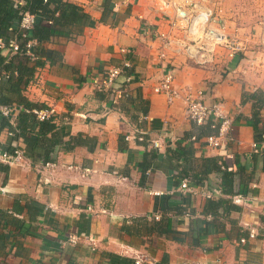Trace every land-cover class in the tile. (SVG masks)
<instances>
[{
    "label": "crops",
    "instance_id": "1",
    "mask_svg": "<svg viewBox=\"0 0 264 264\" xmlns=\"http://www.w3.org/2000/svg\"><path fill=\"white\" fill-rule=\"evenodd\" d=\"M18 1L0 0V19ZM68 1L85 15L42 43L52 60L28 81L4 82L0 90L3 104L24 97L34 108H53L52 129L40 136L19 129L12 140L28 156L0 161V264H264V49L256 43L264 0H251L258 13L248 26L237 21L233 5L249 0H224L228 30L237 27L251 39L231 60L244 70L241 79L172 50L161 61L154 31L166 24L151 0ZM17 24L13 18L8 27ZM124 60L130 66L114 85H126L128 95L113 104L92 79ZM170 63L174 86L203 90L207 103L222 102L232 117L220 146L205 144L216 129L190 121L182 97L168 102L153 91ZM140 113L150 120L140 121ZM135 128L145 131L144 140L125 139ZM151 137H161L162 147ZM183 179L193 191L181 188Z\"/></svg>",
    "mask_w": 264,
    "mask_h": 264
},
{
    "label": "built area",
    "instance_id": "2",
    "mask_svg": "<svg viewBox=\"0 0 264 264\" xmlns=\"http://www.w3.org/2000/svg\"><path fill=\"white\" fill-rule=\"evenodd\" d=\"M119 1L129 3L135 0ZM151 3L152 9L166 24V30L157 29L154 31L161 44L158 51V58L161 61L167 60L169 58L168 51L172 50L174 55L181 54L202 68L213 70L219 67L223 69L228 79H241L244 70L240 68L236 70L231 60L247 50V43L251 39L241 38L237 27L232 31L228 30L231 15L224 5V0H151ZM21 4H23V0L18 1V5ZM138 17L142 18L141 15ZM39 19L40 15L37 12L23 11L18 19L16 30L8 27L9 34L0 30V50L7 57L17 53L23 54L29 62L33 63L39 58V55L33 50L38 40L32 35V30ZM47 22L51 23V20L47 19ZM258 22L262 31L256 43L264 49V12ZM120 50L126 51L125 48ZM129 66L128 60H124L121 65L110 66L101 79H92L93 87L97 90L109 91L111 102L118 104L123 97L128 95V92L126 85L115 86L114 83L118 76L124 73L125 68ZM174 68L175 65L170 63L161 79L153 85V91L165 94L168 102H172L176 97H182L185 102L184 112L190 121L196 124L209 122L210 127L216 129L215 133L204 136L205 144L210 147L220 146L231 129L232 117L223 108L222 102L207 103L203 90H192L190 87L181 89L174 86ZM8 76V71L0 68V81ZM131 78L130 74H126L124 83L130 82ZM20 110L33 112L39 120L49 118L53 114L51 107L29 109L20 104H0V116L10 117L11 120L10 128L6 131L7 136L19 135L15 118ZM138 118L140 121L150 120V117L143 113H140ZM144 133L145 131L141 128H135L125 134V139L142 141L144 140ZM190 138L192 140L197 139L196 135H192ZM149 142L156 148L162 147L161 137H151ZM253 147L257 148V144L253 143ZM22 157L23 154L19 148H15L13 152H7L0 148V161L14 163ZM55 165L54 161L45 162V166L55 167ZM67 168L77 167L67 165ZM181 188L186 191H193L186 179L181 181ZM249 236L254 237V231H251ZM76 238L74 235L69 236V240L73 243L77 241ZM241 241H245V239L241 238ZM142 258L141 256L137 257L136 262L139 263Z\"/></svg>",
    "mask_w": 264,
    "mask_h": 264
},
{
    "label": "trees",
    "instance_id": "3",
    "mask_svg": "<svg viewBox=\"0 0 264 264\" xmlns=\"http://www.w3.org/2000/svg\"><path fill=\"white\" fill-rule=\"evenodd\" d=\"M29 10L31 12L41 13L45 18H41L38 20L36 25L32 30V35L37 38L38 43L33 47L35 53L39 55V58L36 59L33 63H28V58L23 54L17 53L10 56H3L0 53V68H4L8 71L16 70V75L13 73L8 76V78H4L0 81V90L3 89L4 82L8 83L12 80L16 82V84L20 83L22 79L28 81L37 67H40L44 64L45 59L51 61L52 60V50L46 49L43 47L42 43L49 39L50 35H52L56 29L65 26L69 21H80L82 15L78 12V7L68 1V0H24L23 4L17 5L14 9H8V11L2 16L3 19H0V30L5 32L11 23L13 18H20L23 11ZM57 12V14H56ZM47 19L51 20V23L47 22ZM44 56V58H43ZM18 96V94H16ZM0 104L3 102L0 101ZM25 108H34V105H31L24 97L19 99V103ZM256 115V114H255ZM50 117L46 119L39 120L36 118L35 114L31 111L20 110L15 118L16 125L20 132H33L37 136L43 135L49 129H52L53 125L50 122ZM11 124L10 117L1 116L0 120V131L2 127L7 126L9 129ZM209 125V126H208ZM207 126L210 127V124ZM211 128V127H210ZM213 129V128H211ZM17 135L9 137L8 136V144L10 147L6 150L7 152H13L15 148L14 144H12V140L16 139ZM12 146V147H11ZM22 153L28 156L26 149L20 146ZM227 171L224 172V174ZM2 212L0 211V214Z\"/></svg>",
    "mask_w": 264,
    "mask_h": 264
},
{
    "label": "rangeland",
    "instance_id": "4",
    "mask_svg": "<svg viewBox=\"0 0 264 264\" xmlns=\"http://www.w3.org/2000/svg\"><path fill=\"white\" fill-rule=\"evenodd\" d=\"M233 7L235 12L237 11L235 15L239 23L247 24L248 26L253 24L254 19L256 20L258 12L255 9V3L253 1L249 0L247 5H244V3H237L234 4Z\"/></svg>",
    "mask_w": 264,
    "mask_h": 264
}]
</instances>
